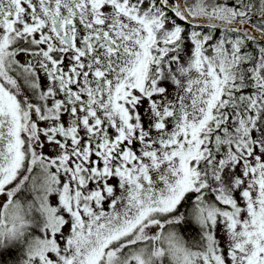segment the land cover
Here are the masks:
<instances>
[{"label": "snow or ice", "instance_id": "snow-or-ice-1", "mask_svg": "<svg viewBox=\"0 0 264 264\" xmlns=\"http://www.w3.org/2000/svg\"><path fill=\"white\" fill-rule=\"evenodd\" d=\"M197 21L225 32L185 37ZM260 37L264 0H0V243L23 237L21 264H264Z\"/></svg>", "mask_w": 264, "mask_h": 264}, {"label": "flooded vegetation", "instance_id": "flooded-vegetation-1", "mask_svg": "<svg viewBox=\"0 0 264 264\" xmlns=\"http://www.w3.org/2000/svg\"><path fill=\"white\" fill-rule=\"evenodd\" d=\"M177 23H182V22H181V21H177ZM253 23H255V20L253 21ZM192 26H194V27H198V28H201V27H207V26H198V25H189V24H185V25H184V27H185V29H186L185 37L187 36V33L191 30V27H192ZM213 31L215 32V34L218 33V30H216V29H213ZM214 40H216V39H214ZM191 47H192V46L189 47V50L191 49ZM185 48H186V46L184 45V52H183V53L181 54V56H180V60H181L182 63L186 62V60H185V59H186V55L189 53V50L185 51ZM17 59L20 60L22 63L25 61V57L22 56V55H21V56H18ZM173 69H175V65H173ZM41 83H42V86H43V85H46V81L44 80L43 77H41ZM163 86H165V87L167 88V90H168L167 94H168L169 98H172L173 93H174V85H173L170 81L165 80V81L163 82ZM244 90H245V89H244ZM25 95H31V92H30L27 88H25ZM156 98L158 99L159 97H156ZM147 106H148V102H147V100H145V101H144V104H143L142 107L140 108V112H141V114H142V117H143V119H144V121H145V125H146V126H147V117H146V116H143V113H144L145 108H147ZM41 126H43V125H41ZM41 139H43V137H41ZM52 147H54V145H46L45 148H44V152H45L48 156H50V157H54V156L56 155V152H53V151L50 150V148H52ZM134 147L136 148L137 151H139L140 145L137 144V145H135ZM53 170H54V169H53ZM62 179H63V178H62ZM114 182H116V180H113V181H112V183H114ZM20 198H21L22 200H31V199H32V196H31V194L28 193V192H22V193L20 194ZM5 202H6V198L0 196V206H2L3 203H5ZM52 203H53V204L56 203V197H55V196L52 197ZM191 207H192V201H191V199H189V200L184 204V206L181 208V211L184 212L185 215H186V221H185V223L178 225V226H177V229H178V231L180 232V234H181L183 237H184V234H183V233H185V232H184V225H187V223H188V222H187V217L191 220V218H190V210H191ZM191 221H192V220H191ZM197 228H198V227H197ZM185 231H187V229H186ZM197 231H198V237H199V228H198ZM185 241H186V240H185ZM186 242L189 243V244H192V243H193V242H188V241H186ZM165 264H167V263L165 262Z\"/></svg>", "mask_w": 264, "mask_h": 264}, {"label": "trees", "instance_id": "trees-1", "mask_svg": "<svg viewBox=\"0 0 264 264\" xmlns=\"http://www.w3.org/2000/svg\"><path fill=\"white\" fill-rule=\"evenodd\" d=\"M194 2L195 0H189V3ZM253 3L257 7L259 6V0H253ZM187 222V225H184V239L188 242H195L196 240H199L197 226L188 217ZM186 229L187 231H185ZM24 245L25 241L16 242L9 247H0V264H21L24 253Z\"/></svg>", "mask_w": 264, "mask_h": 264}, {"label": "clouds", "instance_id": "clouds-1", "mask_svg": "<svg viewBox=\"0 0 264 264\" xmlns=\"http://www.w3.org/2000/svg\"><path fill=\"white\" fill-rule=\"evenodd\" d=\"M18 211V209L10 206L9 207V210L7 213H5L3 216H0V220H3L4 221V224H3V230L5 232H7V229L11 228L12 225H13V220L11 219L12 215L15 214L16 212ZM20 215L21 216H25V218L29 221V223L26 225L25 227V232H27L28 230H30V228L32 226H34V221L32 220V216H31V213L28 212V209H27V206H26V203H25V207L22 211H20ZM17 224H19V221H16ZM178 235H181L178 231V229L176 230ZM23 237H19L17 239H7L5 238L3 240V243H0V247H9L11 246L12 244L16 243V242H23ZM186 242V241H184ZM161 244H163V246L165 247V251L167 252V249H168V245L167 243L164 241V239L162 238L161 241H158L157 242V248H159L161 246ZM157 264H163V257H159L157 258ZM169 264H171V258H169Z\"/></svg>", "mask_w": 264, "mask_h": 264}, {"label": "rangeland", "instance_id": "rangeland-1", "mask_svg": "<svg viewBox=\"0 0 264 264\" xmlns=\"http://www.w3.org/2000/svg\"><path fill=\"white\" fill-rule=\"evenodd\" d=\"M192 27H194V26H192ZM192 27H191V30H192ZM195 30H197V31H201V32H204L205 34H208V33H212V35H213V40L214 39H219V37L221 36V34L222 33H224L225 32V29H221L220 31H218V33L217 34H215V32L213 31V29L212 28H210V27H201V28H198V27H195ZM187 37V36H186ZM185 46H186V48H185V51H187V50H189V47L190 46H192L190 43H186L185 44ZM255 47V45L254 44H252V45H249V51H251L253 48ZM188 55V54H187ZM187 55H186V59H187ZM185 59V60H186ZM253 91V89L252 88H246L245 90H244V92L246 93V94H248V93H251ZM237 172H239V170H237ZM117 183V181L116 182H114L113 184H116ZM237 197H238V194H237ZM104 208L107 210V208H108V202L106 201L105 202V204H104ZM65 232H67V229H65ZM218 236H219V238H220V240H221V243L223 244L224 242H225V237H224V235H223V233L222 232H218ZM189 239V238H188ZM196 241H198V240H196ZM138 246H140V245H137V247ZM125 251V253L128 251V249H125L124 250ZM167 263V262H166Z\"/></svg>", "mask_w": 264, "mask_h": 264}, {"label": "water", "instance_id": "water-1", "mask_svg": "<svg viewBox=\"0 0 264 264\" xmlns=\"http://www.w3.org/2000/svg\"><path fill=\"white\" fill-rule=\"evenodd\" d=\"M195 25H198V26H209L207 22H203V21H197L195 23ZM218 29H223V28L218 25ZM260 39H264V37H260Z\"/></svg>", "mask_w": 264, "mask_h": 264}]
</instances>
